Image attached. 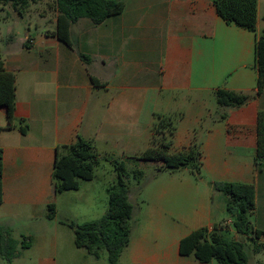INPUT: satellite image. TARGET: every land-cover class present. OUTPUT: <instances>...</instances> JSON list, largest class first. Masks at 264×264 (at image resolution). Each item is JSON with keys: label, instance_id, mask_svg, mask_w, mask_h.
<instances>
[{"label": "crops", "instance_id": "1", "mask_svg": "<svg viewBox=\"0 0 264 264\" xmlns=\"http://www.w3.org/2000/svg\"><path fill=\"white\" fill-rule=\"evenodd\" d=\"M120 1L125 5L123 13L98 26L86 18L73 24L72 46L54 35L56 9L41 15L45 24L37 26V34L32 24H22L29 13L21 18L11 6L0 9L8 12L0 25L6 69L17 75L14 118L7 108H0V147L5 152L0 229H9L15 240L22 234L27 244L28 238H34L32 247L41 252L59 248L64 232L58 217L48 219L49 205L56 203L58 214L64 212V195L70 193L55 190L59 150L80 136L92 141L100 154L138 156L149 148L156 115L175 116L172 148L180 152L198 145L206 182L194 180L187 169L182 172L187 180L161 182L154 199H146L134 212L138 225L120 263L216 264L179 253L180 241L191 232L232 222L220 218L226 203L220 213H213L214 201L221 196L213 183L256 184L255 227L264 231V172L257 171L254 161L257 115L264 110V92L255 98L256 36L223 21L214 0ZM258 2L257 32L261 33L264 0ZM92 79L99 84L95 86ZM218 88L252 99L241 108L229 109L228 119L221 121L214 95ZM27 125L29 132L24 134ZM166 175L160 174L159 181ZM90 183L81 182L80 189L73 191L82 216L98 210L86 194ZM199 183L206 187L202 195ZM188 204L197 210L192 215ZM141 226L143 234L135 238ZM230 232L234 237L232 227ZM161 236L170 237L168 247L148 248V237ZM4 263L0 252V264Z\"/></svg>", "mask_w": 264, "mask_h": 264}, {"label": "trees", "instance_id": "2", "mask_svg": "<svg viewBox=\"0 0 264 264\" xmlns=\"http://www.w3.org/2000/svg\"><path fill=\"white\" fill-rule=\"evenodd\" d=\"M42 1L0 0V9L11 6L18 16L24 18L33 5ZM213 4L218 16L227 24H234L255 34L257 74L255 98L261 97L264 92V30L261 33L257 32L258 0H214ZM124 8V2L120 0H56V11L59 15L58 28L54 35L61 42L72 46L71 30L77 21L86 18L94 26H98L108 18L122 14ZM81 58L86 64L90 63L89 57L81 55ZM92 82L95 86L99 84L95 79H92ZM214 95L220 114L218 119L221 121L228 119L229 109L241 108L252 99L249 94L226 88L216 89ZM0 108H7L10 119L14 118L17 108V75L6 69L1 39ZM28 132L27 125L23 133ZM175 134L176 117L156 115L150 146L135 159L159 162L162 164L161 171L189 169L199 178L203 168V154L199 146L192 145L183 151L171 153ZM101 159L102 156L93 142L80 136L71 145L63 146L58 152L53 175L56 193L77 191L82 181L94 180ZM106 159L114 165L118 181L107 190L109 202L105 215L82 224L75 221L67 224L74 231L77 248L86 250L95 259H100L101 251L106 250L109 264H119L123 252L130 245L135 207L130 201L126 163L117 158ZM254 161L257 171L264 172V110H260L257 115V148ZM4 175L5 152L0 147V205L5 200ZM134 175L140 183L144 173L138 169L134 171ZM213 187L215 191L227 196V209L232 215L234 231L240 238H230L228 234L226 235L228 230L224 225L215 226L213 229L200 228L180 241V255H193L202 263L216 260L218 264H249L250 254L247 251L249 245L243 238L252 243L255 255L264 251V231L257 229L250 220V215L255 211V187L250 184L228 182H216L213 183ZM57 215V205L51 203L48 207V219L54 221ZM0 245L2 255L12 263L18 256L19 242L12 238L7 228L0 229Z\"/></svg>", "mask_w": 264, "mask_h": 264}, {"label": "rangeland", "instance_id": "3", "mask_svg": "<svg viewBox=\"0 0 264 264\" xmlns=\"http://www.w3.org/2000/svg\"><path fill=\"white\" fill-rule=\"evenodd\" d=\"M54 9H56V0H43L40 4L33 5L32 9L30 10L28 14L27 20L22 22L23 26L26 23L32 24V29L34 31V34H37V30H38L37 26L39 24H42V25L45 24V22L42 21L41 15L45 11H47L50 14V10L53 11ZM11 10H13L12 7H11ZM7 17H8V12L0 13V25L4 24V21L7 20ZM171 153H176L174 152L173 148L171 149ZM100 155L102 156V159H101L100 164L96 168L95 179L92 181H82V182H87V183L91 182L90 183L91 185L87 189L86 194L95 200V206L98 208V210L94 212L92 215L82 216L80 208L77 205V197H75L76 193L71 191L70 193L64 195L67 198L66 200L67 202L65 203V206H64L65 211L60 212V214L57 215L58 221H59L58 222L59 228L62 230V232H64L60 236V239L62 240V245L57 249L52 248L44 252H41L40 250L36 249V247H32L34 244V238H28V239H31L32 244L25 245L24 243L27 238L22 236V234L15 235V237L19 241L18 257H17L18 259H16L13 263H10L2 255L5 259L4 264H43L44 262H46V264H109L108 253L106 250L101 251V257L99 260L93 261L87 254V251L77 248L75 244L74 231L67 224L68 222H71V221H75L79 224H82L92 219L94 220V217H96L95 219H100L101 217L105 215L108 209V202H109V196H108L107 190L109 187L116 185L118 181V176H117L115 167L111 163V161L106 159L108 157L117 158L126 163L127 170H128L127 182L130 188V192H131L130 194L132 195V203L135 207V211H134L135 214L140 209L141 205H144V202L146 199H151V198L152 200L154 199L155 194L158 191L159 184L161 182H164L170 179L177 180V181H184L188 179V176L184 175L186 173H182V172H186L184 171L186 169H180L174 172L161 171L162 164L159 162L137 160L135 159L136 156H125L123 158H118L113 155H107V154H100ZM138 169L142 170L144 173L143 178L140 180V183L137 181L134 175V171ZM163 172H168V175H166L168 177L161 179L159 181L158 178L160 174H162ZM191 174L194 180L200 181L203 179L204 182H206L205 180L207 179V175L203 171L199 178L196 177L192 172ZM189 179H190V176H189ZM228 183H231V182H228ZM199 184L201 188L200 193L202 195L206 193V187H204V185H201L202 183H199ZM250 185H253L255 187V200H256V195H257L256 184L252 183ZM261 202H262V191H260V204H259L262 206L263 204ZM214 203H215L213 205L214 214L220 213V208H223L226 203V210L224 213L225 216L223 214V216H220V218L221 220L222 219L224 220L232 219V215L228 212V209H227V196L224 193H221V196H218L215 199ZM187 210L189 214L191 215L193 214L194 211L195 212L197 211L194 208V206H192L191 204L187 205ZM255 210H256V201H255ZM250 220L253 223V225H255V221H256L255 213L250 215ZM137 225L138 224L136 223L133 217V230L136 229L135 227ZM224 226H226V230L229 231V232L226 231V235L228 234L230 238L231 237L233 238L230 232L231 227L232 229H234L233 223L232 224L227 223V225L225 224ZM142 232H143V226L138 228V231L134 234L136 235L135 238L142 236L143 234ZM234 238L239 239L240 236L238 234H235ZM244 239H246V242L249 245L247 247V251L250 254L249 264H254V261L255 263H258V262L264 263V251L260 255H255L253 253L254 246L252 245V243L251 242L249 243L248 242L249 240L247 241V238H243V240ZM147 242H148V248L150 249H158V248L163 249L165 247H168L171 241H170V237L161 236L157 238L148 237ZM0 252L2 254L1 247H0ZM183 257H189V256H183ZM190 258H191L190 260H197L193 255H190ZM119 264H122V262L121 263L119 262Z\"/></svg>", "mask_w": 264, "mask_h": 264}, {"label": "built area", "instance_id": "4", "mask_svg": "<svg viewBox=\"0 0 264 264\" xmlns=\"http://www.w3.org/2000/svg\"><path fill=\"white\" fill-rule=\"evenodd\" d=\"M229 224H232V222H228Z\"/></svg>", "mask_w": 264, "mask_h": 264}]
</instances>
